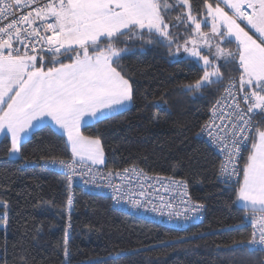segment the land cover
Returning <instances> with one entry per match:
<instances>
[{
	"label": "trees",
	"instance_id": "trees-1",
	"mask_svg": "<svg viewBox=\"0 0 264 264\" xmlns=\"http://www.w3.org/2000/svg\"><path fill=\"white\" fill-rule=\"evenodd\" d=\"M190 4L202 31L208 32L211 20L207 18L205 24L204 0H190ZM182 11L186 20L182 6L169 9L165 16L177 37L171 46L167 42L145 45L138 38L127 45L131 51L119 64L135 82L130 106L82 125L80 133L101 139L105 162L98 166L118 170L137 165L150 174L172 175L187 183L192 198L205 205L202 219L172 228L79 188L72 190L69 204L65 175L44 168L41 161L70 158L71 152L64 134L45 124L29 134L20 158H10V139L0 138V264H66V230L69 264H263L262 251H249L238 243L252 235L251 223L241 219L251 218V211L233 203L239 184L232 182L229 187L222 182L220 157L199 136L228 78L235 77L239 87L238 55L234 66L221 68L222 84L210 85L202 94L187 90L186 85L199 79L204 68L170 51L182 45L194 28L191 22L186 26L176 21ZM221 46L233 51L237 47L235 39ZM201 53L214 59L207 48ZM257 120V127L264 128V116L258 115ZM254 140L255 132L240 159L241 180ZM228 225L235 230H226Z\"/></svg>",
	"mask_w": 264,
	"mask_h": 264
},
{
	"label": "snow or ice",
	"instance_id": "snow-or-ice-1",
	"mask_svg": "<svg viewBox=\"0 0 264 264\" xmlns=\"http://www.w3.org/2000/svg\"><path fill=\"white\" fill-rule=\"evenodd\" d=\"M221 3L231 10V15ZM221 3L214 7L204 0L205 24L207 18L211 19L210 30L204 32L200 20L192 14L190 0H174L171 4L168 0H47L43 4L39 0H0V15L6 19L10 10L38 5L0 26V130L6 128L11 134L9 157L23 155L22 144L30 138L33 121L48 116L66 133L73 160L53 158L45 163L59 164L73 174L77 157L81 164L86 163L85 157L92 165L104 163L101 139L81 135L82 121L87 116L103 118L133 102L135 82L132 77H126L119 64L122 56L131 51L127 45L134 44L138 38L145 45L167 42L171 46L177 37L171 33L165 16L169 9L183 6L187 19L183 11L175 19L186 26L191 22L194 28L182 45L177 44L176 51L182 48L188 57L202 62L204 68L199 79L186 85L187 90L201 92L210 85L222 84L225 75L221 68L234 66L238 55L239 87L235 77H229L224 85L227 98L232 101L228 105L230 111L220 116V124L206 123L201 131H207L211 142L226 153L219 170V175L224 177L222 182L231 187L233 176L237 175L235 182L239 187L233 203L252 213L251 218H241L242 223H251L252 235L246 242H238L239 245L249 251L264 252V128L257 127L253 119L256 115L264 116V0H221ZM245 6L251 11H246ZM238 20L246 21L245 27L250 26V30L259 34V43ZM233 38L235 51L221 46L231 43ZM121 43L126 46L118 47ZM20 47L25 49L23 54ZM202 48H208L214 59L202 55ZM62 58L70 62L63 63ZM216 60L223 63L218 65ZM48 64L52 67L45 70ZM219 107L218 100L213 106L214 118ZM253 128L255 140L241 180L235 160L240 158L248 140L253 139ZM130 172L143 174L142 169L133 167L108 175L124 178ZM172 183L183 189L182 195L187 200L182 202L189 205L184 213L177 215L185 220L197 216L205 205L192 202L187 183ZM68 187L71 188V175ZM122 188L123 185L118 186L114 191L120 193ZM135 195L130 193L128 202L133 207H146L148 195L142 184L140 198H131ZM71 200L69 192V204ZM4 207L7 208L6 202ZM164 208L173 209V205L164 203L159 208L153 205L151 210L162 212ZM167 214L171 217L172 211ZM3 220L7 223V212L3 213ZM226 230H235V226L228 225ZM64 255L69 264L67 230Z\"/></svg>",
	"mask_w": 264,
	"mask_h": 264
},
{
	"label": "built area",
	"instance_id": "built-area-1",
	"mask_svg": "<svg viewBox=\"0 0 264 264\" xmlns=\"http://www.w3.org/2000/svg\"><path fill=\"white\" fill-rule=\"evenodd\" d=\"M47 0H39V4L46 3ZM38 5H32L29 7H22L10 10L8 13V18L6 19L5 16L0 15V26H4L6 23L11 22V19H18L20 16L27 14V12L31 11V7H35ZM246 11H251L245 6ZM13 13L15 15H13ZM39 21H37V26H39ZM238 23L241 24V26H245L246 21L238 20ZM41 32L43 34L42 28ZM49 35L51 33H48ZM14 46L19 47L18 44H14ZM25 49L23 47H20V52H24ZM31 52V49L28 50ZM32 53V52H31ZM221 97H224L221 99ZM220 101V107L217 109V115L214 118L213 115V106L217 104V101ZM232 103L231 99L227 98V94L223 90L221 91L220 95L217 97V99L214 101V103L209 108V114L208 118L204 122V124L201 126L199 131V136L206 141V143L210 146V148L219 155L221 162L226 160V153H222L220 148L214 145L211 140L209 139L207 131H201L202 127L206 123H215L220 124V116L224 113L230 111L228 105ZM241 105L243 106V102L241 101ZM258 115H256L254 119V123L256 126H258ZM255 132V128H253V134ZM250 140H248L246 147L242 150L241 156L249 147ZM240 158L235 160V164L238 166V177L241 175L240 170ZM52 159L48 160H42L41 165L49 170L60 172L63 175H65L67 180V186L69 185V176L71 175V188L69 189V192L72 193V190L74 188H79L82 191L94 193L98 195H103L109 198L110 203L122 210H125L131 214L145 217L157 222H160L166 226L172 227V228H183L186 227L192 223L199 222L203 217V209L200 211V213L197 216H194L188 220H185L182 218V216L177 215V213H184L185 209L189 207L187 203H184L182 201L187 200V197H184L182 195L183 189L178 186V184L172 183V181H182L179 178L169 175V176H163L159 174H150L143 168L137 166V165H131L126 166L122 169L114 170V169H108L104 166H98V165H92L91 163H84L81 164L79 159H76V163L73 165L74 168V174L72 171H70L67 168H64L63 166L59 164L52 165L50 163H45L46 161H51ZM59 160V159H57ZM66 162H72L73 158H65L63 159ZM220 162V164H221ZM135 167L136 169L143 170L142 175H137L134 172H130L126 177L122 178L120 175H113L109 176V172L113 173H123L124 169H130ZM231 168V166H229ZM220 170V168H219ZM220 179H224V177H221L219 175ZM237 179V175L233 176V182H235ZM143 185L144 189L146 190V193L148 195V200L145 201L146 207H133L131 203L128 202V197L130 196V193H135V196H132L131 198L139 199L138 193L140 191V185ZM123 185V188L120 193H116L114 189L118 186ZM187 192L188 196L191 197L192 202L194 203H200L192 198V196L189 193V189L187 186ZM117 196V199H113V196ZM120 197H125V199H120ZM164 203H171L173 205V209L164 208L161 211L153 212L152 206L156 205L158 208L164 204ZM169 211H172V216L169 217L167 214ZM1 216V214H0ZM263 264H264V252H263Z\"/></svg>",
	"mask_w": 264,
	"mask_h": 264
},
{
	"label": "rangeland",
	"instance_id": "rangeland-1",
	"mask_svg": "<svg viewBox=\"0 0 264 264\" xmlns=\"http://www.w3.org/2000/svg\"><path fill=\"white\" fill-rule=\"evenodd\" d=\"M216 5V4H215ZM215 5H213L214 7H215ZM221 7H224V5L222 6L221 5ZM182 9L186 12V14H187V10L186 9H184L183 8V6H182ZM224 10H225V8H224ZM226 12H228L229 13V15H231V13H230V10H225ZM211 20V19H210ZM246 25V24H245ZM241 27H245V26H241ZM245 30L246 31H249V34L250 35H253V38L254 39H257V42L259 43L260 42V37H259V34L258 33H255V30L254 29H251L250 30V26H248V27H245ZM234 39V38H233ZM176 45H174V46H172L171 48H170V51L174 54V53H176V54H180V55H182V56H184V57H188V54L187 53H184L183 52V49L181 48V50H180V52H177L176 51ZM202 49H204V48H202ZM215 49V48H214ZM213 49V53L215 52V50ZM207 50H209L208 48H207ZM21 54H23V52L21 53ZM29 54H32L31 52H29ZM209 56V59L211 60V56L210 55H208ZM190 58V57H189ZM192 59H194L195 60V58H192ZM196 61V60H195ZM202 66H203V63L202 62H199ZM40 65L39 64H37V67H39ZM45 70H47V68H45ZM130 105H128L127 107H129ZM4 107H6V104L4 105ZM126 107V108H127ZM123 109H125V108H123ZM123 109H118V110H116V112L117 111H120V110H123ZM106 111V110H105ZM112 113H115V111H113ZM111 113V114H112ZM107 116V115H106ZM98 119H101L100 117H91V116H87V117H85L84 118V120L82 121V123H81V126L82 125H84V124H86V123H89V122H93V121H96V120H98ZM35 126L31 129V131H33L35 128H37V127H39V126H41V125H45V124H49V125H51L53 128H55V129H57L58 131H61L62 133H64V130L63 129H61V128H59V126L58 125H55V123L51 120V118L50 117H48V116H45V117H41V118H38L36 121H35ZM80 129H81V127H80ZM5 130L7 131V129L5 128ZM4 134H2L0 137H2ZM11 135V134H10ZM82 135V134H81ZM64 136H65V138H66V141H67V144H68V140H67V135H66V133H64ZM10 143H11V139H10ZM68 146H69V149H70V151H71V148H70V145L68 144ZM71 155H72V153H71ZM85 161H87V160H85ZM91 162V161H90ZM101 165V164H100ZM102 165H103V163H102ZM0 227H2V224H0Z\"/></svg>",
	"mask_w": 264,
	"mask_h": 264
},
{
	"label": "crops",
	"instance_id": "crops-1",
	"mask_svg": "<svg viewBox=\"0 0 264 264\" xmlns=\"http://www.w3.org/2000/svg\"><path fill=\"white\" fill-rule=\"evenodd\" d=\"M217 3H221V0H215V2H214V4L213 5H215V4H217ZM221 5L223 6V3H221ZM224 8H225V10H230V9H228L227 7H225L224 6ZM251 10V9H250ZM230 13L232 14V12H231V10H230ZM116 112V111H115ZM36 121V120H35ZM35 121H33V125L35 126ZM55 129V128H54ZM55 130H57V129H55ZM58 131V130H57ZM32 132V131H31ZM58 132H60V133H62L61 131H58ZM2 134H4V135H7L8 137H9V139H11V135H10V133H8L5 129H3V130H0V136L2 135ZM62 134H64V133H62ZM3 135V136H4ZM23 135V134H22ZM1 138V137H0ZM71 152V151H70ZM72 156V155H71ZM73 158V157H72ZM76 159H79L80 160V158L79 157H77ZM85 160H87V158L85 157ZM86 162H89V163H91L90 161H86ZM96 165H100V164H96ZM102 165V164H101Z\"/></svg>",
	"mask_w": 264,
	"mask_h": 264
}]
</instances>
